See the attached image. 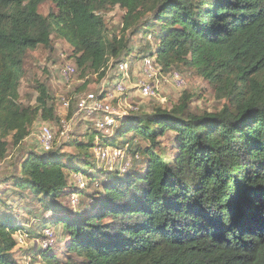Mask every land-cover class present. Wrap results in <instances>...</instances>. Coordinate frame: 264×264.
<instances>
[{
	"label": "trees",
	"instance_id": "trees-1",
	"mask_svg": "<svg viewBox=\"0 0 264 264\" xmlns=\"http://www.w3.org/2000/svg\"><path fill=\"white\" fill-rule=\"evenodd\" d=\"M46 1L0 0V160L39 118L55 116L44 83L35 106L21 102L20 92L26 52L51 48L53 34L72 46L82 77L92 71L100 78L113 68L120 73L131 41L151 34L157 44L149 55L161 70L194 69L228 103L218 112L191 111L186 94L170 109L139 107L120 117L114 134H98L102 140L126 149L118 138L134 133L156 144L172 130L173 152L137 148L134 157L141 150L145 165L106 173L86 207L61 198L84 192L70 186L66 169L97 181L88 170L93 139L78 142L84 160L30 150L0 182L43 201V227L61 228L76 255L68 264H264V0H52L58 11L44 16ZM116 6L126 12L113 36L103 12ZM8 212L0 208V264H18L22 226ZM50 250L42 248L45 263L59 264Z\"/></svg>",
	"mask_w": 264,
	"mask_h": 264
},
{
	"label": "rangeland",
	"instance_id": "rangeland-1",
	"mask_svg": "<svg viewBox=\"0 0 264 264\" xmlns=\"http://www.w3.org/2000/svg\"><path fill=\"white\" fill-rule=\"evenodd\" d=\"M58 9L52 0H48L40 5L39 12L44 16L49 15L50 12L57 13ZM125 9L119 6L108 8L103 12L106 28L110 35H120L123 24V16ZM53 43L51 48H46L43 45L36 49L28 50L25 54L23 77L21 80V102L25 105L37 104L39 96L37 85L44 83L53 96L55 105V116L48 121L38 119L36 123L30 128L29 135L18 146L10 145L8 157L0 160V180L3 176L10 174L16 170V166L22 161L30 150L44 153L40 145V135L43 125L50 126L55 134L54 150H60L62 153L76 156L75 160L83 159V151L79 148L78 142L87 144L90 139L94 140V146L98 143L109 146L110 139L102 140L101 135H110L96 130L94 122L85 113L78 108L79 100L89 93H103L104 89H113L114 82L117 81L121 72L113 68L105 77L100 78L97 73L88 72L84 77L81 76L74 50L64 39L57 35H52ZM157 44L156 38L151 34H139L131 41L130 47L132 52L126 56L125 62L129 66L128 77L125 79L127 85V93L118 95L112 102L115 116L120 112H130L132 108L139 107L147 112H151L156 106L170 109L173 105L178 104L186 94H190L191 100L189 109L191 111L202 112L220 111L227 100L219 98L212 84L199 75L194 69L186 68L182 65L163 71L157 68L159 73L153 81L154 86L158 91V95L153 98H143L137 87L138 80L143 78L142 59L143 57H150L149 54L154 52ZM113 62V61H112ZM72 66L75 72L69 77L64 76V68ZM173 70L179 71L185 80V85L181 88L175 87L171 82V72ZM118 74V76H117ZM113 91V90H111ZM110 91V92H111ZM69 101L70 106H64V102ZM121 119L117 120L116 127L119 129ZM67 126V131L64 126ZM115 129V132L117 131ZM101 135H98V134ZM114 134V133H112ZM111 134V135H112ZM110 135V136H111ZM175 132L172 130L166 131L164 136L157 139L154 144L150 140L134 133L128 134L126 137L118 138L117 143H122L126 147V152L121 158L117 160L101 161L93 154V147L88 150L90 163L93 167L88 165V170L96 174L97 181L92 182L83 171H70L66 169L69 177L70 186H78L84 192H77L73 190L71 193L62 196L61 200L70 205L71 208H83L91 203V195L96 191H101V181L107 178L106 173L114 171H125L129 168L145 165V160L141 156V150L152 146L157 152H161L164 156H170L174 149ZM7 140H12V136L7 137ZM122 141V142H121ZM120 144V145H122ZM119 145V144H118ZM117 145V146H118ZM129 146L132 152L128 153ZM128 147V148H127ZM141 148L140 152L134 157L137 148ZM134 153V154H133ZM166 153V154H165ZM65 157L63 160H65ZM84 160V159H83ZM77 164H82L79 161ZM83 165V164H82ZM84 166V165H83ZM97 170V171H96ZM13 181L0 182V208L6 209L9 212V218L16 220L22 226L15 238L17 246L14 249V258L18 264H47L41 254L42 248H52L50 254L58 256L59 264H68L70 257L75 254L70 253L66 248V242L69 241L68 235L63 233L61 228L52 227L47 229L43 227L41 220L42 214L48 216L44 211L43 201L40 200L29 188L18 189L14 191ZM75 202L73 200V195ZM42 234V235H41Z\"/></svg>",
	"mask_w": 264,
	"mask_h": 264
},
{
	"label": "built area",
	"instance_id": "built-area-1",
	"mask_svg": "<svg viewBox=\"0 0 264 264\" xmlns=\"http://www.w3.org/2000/svg\"><path fill=\"white\" fill-rule=\"evenodd\" d=\"M156 64V60L153 57H146L144 59L142 65L143 78L139 79L137 84L141 97L143 98L156 97L158 95V91L153 83L159 73V69L157 68ZM119 68L121 76L117 81L114 82L113 89H104L103 93H89L86 96L82 97L78 103L79 110L85 113L89 118L92 119V121L95 122V125L99 131L105 133H114L115 129H117V120L129 113L120 112L119 114H117L119 115V117L115 116L116 112L112 107L111 100L117 97V94H126L128 89L125 83V79L128 77L127 72L129 70V66L125 62H122L119 65ZM74 72L75 68L72 66H68L63 70V74L66 77H69ZM170 76L171 82L175 87L181 88L185 85L186 82L179 71L177 72V70H173ZM64 106L69 107L70 102L65 101ZM132 110L135 111L137 109L132 108ZM64 127L65 130L63 131V134H65L67 131V126L65 125ZM39 139L40 145L44 151L53 149L56 138L52 128L47 124L43 125ZM125 152V148L117 145L109 146L106 144L98 143L93 147V154L97 156V158H99L101 161L117 160L121 158V156H123ZM72 196L75 202L74 194Z\"/></svg>",
	"mask_w": 264,
	"mask_h": 264
}]
</instances>
